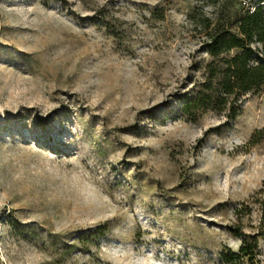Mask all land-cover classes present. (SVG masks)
<instances>
[{"label":"rangeland","instance_id":"1","mask_svg":"<svg viewBox=\"0 0 264 264\" xmlns=\"http://www.w3.org/2000/svg\"><path fill=\"white\" fill-rule=\"evenodd\" d=\"M256 1L0 0V264L264 263V90L180 114Z\"/></svg>","mask_w":264,"mask_h":264},{"label":"trees","instance_id":"2","mask_svg":"<svg viewBox=\"0 0 264 264\" xmlns=\"http://www.w3.org/2000/svg\"><path fill=\"white\" fill-rule=\"evenodd\" d=\"M236 14L219 27L204 26V52L208 61L196 89L182 101L181 117L196 122L207 112L234 119L242 99L264 90V0ZM241 240L237 251L226 248L217 264H264L260 258L259 234L234 232Z\"/></svg>","mask_w":264,"mask_h":264}]
</instances>
